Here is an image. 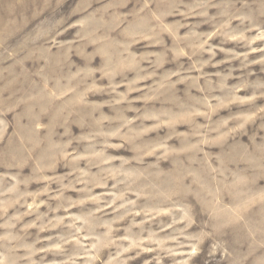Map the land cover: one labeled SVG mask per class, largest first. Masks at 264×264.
<instances>
[{
    "label": "clouds",
    "instance_id": "1",
    "mask_svg": "<svg viewBox=\"0 0 264 264\" xmlns=\"http://www.w3.org/2000/svg\"><path fill=\"white\" fill-rule=\"evenodd\" d=\"M0 264H264V0H0Z\"/></svg>",
    "mask_w": 264,
    "mask_h": 264
}]
</instances>
